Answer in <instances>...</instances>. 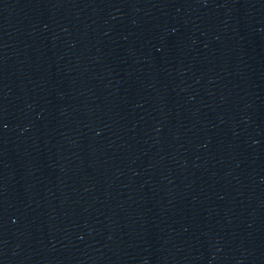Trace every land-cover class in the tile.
Wrapping results in <instances>:
<instances>
[{
  "label": "water",
  "instance_id": "water-1",
  "mask_svg": "<svg viewBox=\"0 0 264 264\" xmlns=\"http://www.w3.org/2000/svg\"><path fill=\"white\" fill-rule=\"evenodd\" d=\"M0 264H264V0H0Z\"/></svg>",
  "mask_w": 264,
  "mask_h": 264
}]
</instances>
